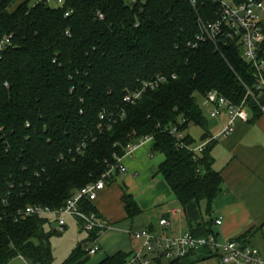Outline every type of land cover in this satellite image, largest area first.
Wrapping results in <instances>:
<instances>
[{
	"label": "trees",
	"instance_id": "16d2710c",
	"mask_svg": "<svg viewBox=\"0 0 264 264\" xmlns=\"http://www.w3.org/2000/svg\"><path fill=\"white\" fill-rule=\"evenodd\" d=\"M32 1L10 11L13 0H0V43L8 41L0 51V264H53L51 239L61 234L51 228L55 219L19 213L62 208L109 169L116 175L125 148L145 137L163 156L157 174L178 204L203 203L207 225L222 180L212 168L214 141L200 155L189 150L190 126L202 130L201 142L209 137L196 95L216 92L243 104L249 123L264 105L238 47L197 40L198 22L215 19L220 0L196 9L185 0H65L58 10ZM158 77L165 83L133 104L122 102ZM175 128L180 140L170 135ZM121 201L128 219L141 213L125 189ZM80 207L97 214L87 201ZM248 235L232 242L248 247ZM87 236L98 238L97 231ZM86 247L78 245L63 264L85 263ZM127 258L118 253L99 264Z\"/></svg>",
	"mask_w": 264,
	"mask_h": 264
},
{
	"label": "crops",
	"instance_id": "0c3cea01",
	"mask_svg": "<svg viewBox=\"0 0 264 264\" xmlns=\"http://www.w3.org/2000/svg\"><path fill=\"white\" fill-rule=\"evenodd\" d=\"M250 119L249 114L248 122H238L229 135L214 141L212 168L220 174L222 187L213 202L212 215L207 225L208 218L203 213V203L198 205L190 202L183 208L157 174L163 156L152 153V140L133 154L122 158L121 164L126 172H117L98 193L93 204L98 217L107 226L96 240L99 251L105 257L118 253L128 255L136 249L131 232L142 229L159 232V222L167 220L171 224L167 231L170 236L191 232L196 237H203L210 231L219 244L235 241L249 232L247 244L262 252L264 116L253 123H249ZM213 120L210 126L207 124L208 139L216 137L227 122L224 116ZM124 189L141 210L133 219H128L123 209L121 197ZM178 208L180 213H171ZM217 221H220V225H216ZM218 254L217 251L206 248L191 254L179 264H218Z\"/></svg>",
	"mask_w": 264,
	"mask_h": 264
},
{
	"label": "built area",
	"instance_id": "2783aa9c",
	"mask_svg": "<svg viewBox=\"0 0 264 264\" xmlns=\"http://www.w3.org/2000/svg\"><path fill=\"white\" fill-rule=\"evenodd\" d=\"M193 9L203 5L207 0H185ZM65 0H33L34 5H41L51 9H62ZM218 10L215 19L210 22H198L199 36L198 41H208L212 44L226 41L239 48L241 60L252 67L256 76V91L259 96L264 97V0H246L243 3L236 4L232 0L216 1ZM66 12L64 17H68ZM99 20H103L98 15ZM8 44L4 39L0 43V51ZM174 79V77H173ZM164 77H158L155 80L146 83L138 91L128 93L124 96V104H133L140 100L148 90H154L165 83ZM247 95H251L249 92ZM207 107V115L210 119H216L219 116L226 117V125L223 130L214 138L205 140L195 145L189 150L192 153L200 155L203 153L207 144L211 141L222 139L229 135L238 122H248L250 112L241 104L232 105L229 101L221 97L216 92L208 93L204 98ZM260 114L264 116V105L260 106ZM170 135L180 140L182 134L175 128L170 131ZM152 139L145 137L135 144L128 145L125 148V156L133 154ZM123 157V158H124ZM122 159L117 160L118 172L125 173L126 168L121 164ZM114 169H109L99 181L88 185L77 191L69 198L62 208L51 210L47 207L29 206L22 213L20 218L25 217H53L57 226L62 231L66 227L65 219L67 217L75 219L81 227V230L87 235L97 231L98 237L105 231L107 226L100 220L97 214H84L81 211V203L87 201L94 204L97 195L105 188L106 182L113 176ZM180 209H174L172 214L180 213ZM220 225V221L216 222ZM171 224L167 220L159 222V232L149 229H142L131 232L130 236L136 245L125 264H169L172 262H182L191 254L197 253L203 249L217 251L219 254L218 264H264V244L261 252L254 247H242L236 242L227 241L219 244L214 235L196 237L191 232H185L178 236L167 234ZM100 250L95 241V245L87 249L89 257L96 255Z\"/></svg>",
	"mask_w": 264,
	"mask_h": 264
},
{
	"label": "rangeland",
	"instance_id": "374dc122",
	"mask_svg": "<svg viewBox=\"0 0 264 264\" xmlns=\"http://www.w3.org/2000/svg\"><path fill=\"white\" fill-rule=\"evenodd\" d=\"M23 0H13L11 5L9 6V10L13 11L15 10L21 3H23ZM33 2V1H32ZM241 52V51H240ZM197 103L200 107V110L205 117L208 126H210V122H213L214 120L210 119L207 115V107L205 104V100L201 96L196 95ZM210 128V127H209ZM188 135L194 140L195 145H198L200 143V137L202 134V130L196 126H191L188 128ZM157 158V157H156ZM157 160V159H156ZM66 221V228L61 231V234L58 236H55L51 239V249H52V255H53V264H63L65 260L69 257L71 252L78 246L86 243V248L90 249L95 245V242H88V236L87 233L81 232L80 224L73 218L67 217L65 219ZM52 230L60 231V228L57 226L56 221L51 224ZM105 255L102 251H99L96 255L87 257V261L83 264H99ZM9 264H28L24 260L17 258L12 260Z\"/></svg>",
	"mask_w": 264,
	"mask_h": 264
}]
</instances>
